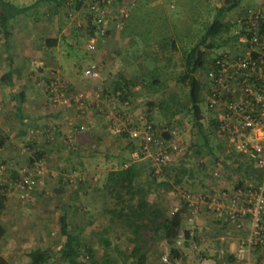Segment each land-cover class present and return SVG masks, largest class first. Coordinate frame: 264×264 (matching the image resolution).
<instances>
[{
    "label": "rangeland",
    "instance_id": "374dc122",
    "mask_svg": "<svg viewBox=\"0 0 264 264\" xmlns=\"http://www.w3.org/2000/svg\"><path fill=\"white\" fill-rule=\"evenodd\" d=\"M34 1L19 0L20 4H31L34 15L29 13L15 21L8 53L0 33V127L5 129L13 143L0 150V183L7 185L5 209L0 215V224L5 228V234L0 241V254L6 257L10 264H28L32 260L36 261L37 250L47 247L56 249L62 244L64 237L59 234L62 214L66 215L72 232H81V235L91 242L95 244L98 242V236L94 233L100 226L98 223L101 217L97 214L101 207L98 210L86 208L84 206L86 197L83 194L98 175L93 171L82 173L76 170V167L71 166L73 160L66 157V151L73 150L76 145L75 133L82 134L95 128L92 138L85 135L90 138L88 141L90 147L79 150L83 158H91L83 161L89 166H85L86 169L91 170L94 166L95 170L101 165L106 172L111 168L122 167L124 163L135 161L137 164L139 162L136 161L137 156H142L136 154L134 158L129 154L130 150L134 149L130 142L133 139L129 135L125 137L115 134L112 127L119 125L124 128L123 132H127V128L132 124L143 125L147 121V102L157 94L147 93L138 85L132 88L127 100L122 102L110 91L103 94L101 92L103 86H108L112 76L121 70L139 75L141 71L148 72L154 64H161L160 67H164V70L160 71L169 77V82L174 75V82L171 81L169 85L174 86L180 103H187L184 89L176 85L175 81L180 71L181 59L198 42L215 18L218 6L221 5L217 0H148L147 3L141 0L136 5L137 9L133 10V15L137 17L132 18V21L130 18L124 31L131 30L130 32L137 33L133 41L121 31L112 28L113 32L110 29V35L106 40L112 37L115 43L108 45L105 41L97 49L90 50L87 48L89 33L85 27L86 23L83 22L85 10L82 6L73 4L70 8L65 3L57 8V13H54L55 11L46 3L40 2L33 6ZM259 4V0H242L228 11L225 21L234 27L236 18L243 11ZM109 14L113 15L112 12ZM80 23L83 24L81 27ZM46 36L57 38L56 46L45 48ZM112 42L111 40L110 43ZM230 43L231 40L226 39L225 35L216 39L213 48L205 49L207 60H212L218 53L227 51ZM134 57L139 59L135 60ZM34 61L38 62L36 67L32 64ZM137 62H143L142 66ZM90 63L98 67L96 77H85L83 74ZM7 72H12V81L9 83L4 78L1 80V76ZM204 72L202 69L199 70L198 78L203 79ZM53 78L63 82L64 91L71 98L77 92L88 93L90 97L82 103L85 108H79L74 103L68 107L53 104L48 92ZM20 92H23V100L22 109L18 111L16 96ZM199 106L202 121L208 127L212 112L207 109L204 98L199 102ZM74 114L86 117L87 121L77 122V116ZM89 118H97L99 123H96V127L89 129ZM154 119L157 121L155 123L157 132L161 131L164 125L170 130H175L173 139L180 145V152L176 156L178 159L184 153L192 131L193 122L190 114L183 110L172 120L168 118L160 120L156 114ZM79 125H83L85 129L82 131L77 129ZM68 129L74 136L67 135ZM216 142L219 141L213 138V146ZM39 150L45 152V177L28 198L22 199L19 197L17 178L20 173L33 166L31 160H34L35 152ZM90 152L98 153L99 156L93 159L95 154L88 156ZM216 153L218 160L206 150L200 157L194 158L195 168L204 178L203 185L195 179L178 191L172 190L165 195L170 207H175L181 194L190 193L198 198L200 212L186 224L185 228L191 229L193 226L195 230L196 227L200 239L204 232L205 234L209 232L213 219L214 212L211 208L207 209L206 204H212L220 209L229 206L238 192L234 190L237 182H242V187L245 188L241 191V197L245 201L249 198L248 194L254 192L262 177L261 170L254 167L248 157H238V160L244 164L248 163L249 169L244 167L237 169V164H223L228 154L223 147L216 150ZM153 168L151 158L147 157L143 166L138 169L139 179L141 182L151 180L152 187L157 188L158 183L150 177ZM11 172H14V175ZM105 172L101 174L104 175ZM159 179L160 177L158 181ZM247 229V224L242 231L229 226L226 232L228 236H233ZM179 243L182 246L184 244L182 239ZM221 245L223 248L226 246L225 242ZM228 245L227 256L230 257L228 260L232 256L234 259L237 249L242 248V245L240 242L237 244L234 238L229 239ZM120 247L124 248L125 245L121 244ZM184 251L190 256L184 264L194 263L191 261L195 258L193 246L186 245ZM207 253L213 255L215 251L209 247ZM163 256L166 257V254L151 258L149 263L167 264L168 260L167 258L163 260ZM242 258L235 261H243L241 263L245 264L246 258ZM213 261L203 260L200 264H212ZM45 264L66 263L53 258Z\"/></svg>",
    "mask_w": 264,
    "mask_h": 264
},
{
    "label": "trees",
    "instance_id": "16d2710c",
    "mask_svg": "<svg viewBox=\"0 0 264 264\" xmlns=\"http://www.w3.org/2000/svg\"><path fill=\"white\" fill-rule=\"evenodd\" d=\"M80 1L35 0L33 6L40 2L46 3L55 11L54 13H57L59 6L65 3L71 7H73V4L79 6ZM139 2L141 0H136L129 8V16L125 19V24L121 30L122 34L131 41L134 40V36L137 33L130 32L131 30L129 32L124 31L130 18V21H132V18L135 19L137 17V15H133V10L137 9L136 5ZM142 2L147 3L148 0H142ZM240 2L241 0H226L222 2L217 8L215 18L207 26L198 42L182 57L180 71L175 81L176 85L178 84L184 89L187 95V103H180L177 93L174 92V86L169 85L171 81L174 82V75H171L173 78L169 82V77L160 71L164 70V67H160L161 64H154L148 72L141 71L139 75H132L121 70L112 76L108 86H103L101 90L103 94L110 91L122 102L127 100L132 88L138 85L147 93L157 94L152 100L147 102L146 123L151 124L153 128H156L155 123H157L154 119L155 114L160 120L163 118L172 120L175 115L186 110L190 114L193 124L185 151L172 163L160 166L159 169L161 170L158 172H156L157 167L153 165L154 168L151 170L150 177L154 182L158 183L159 187L157 188L152 187L151 180L141 182L139 172L133 165L112 168L107 170L104 175H98L89 188L86 187L87 189L83 191L86 197L84 200L86 208L98 210L101 207L99 214H97V216L100 215L99 217H101L99 220L101 224L98 223L100 226L98 225L99 228L94 233L95 236H98V242L96 244L91 242V240L82 236L81 232H72L66 220V215L62 214L59 226V234L64 237L62 244L56 249L47 247L43 250H37V260H32L28 264H44L52 258H57L66 264H151L149 263L151 258L161 257L162 254H166L167 264H184L188 257L185 254L184 247L192 243L195 244V246L192 245L195 258L191 260L194 264H200L204 259H218V253L215 251L213 255H208L207 248L210 247L215 250V246L219 242V234L210 233L212 237L207 241L208 247H205V241L203 243L201 241L204 238L200 239L201 237L191 234V230L185 228L184 224L189 223L187 217L190 214V206L184 194H181L177 204L174 205L175 207L169 206V200L165 195L172 190L174 192L178 191L195 179L203 185L204 178L196 170L194 158L200 157L204 150L215 156L216 160L219 159L218 155H216V150H221L223 145L221 142H216L214 146L212 144L213 138L216 139L213 132L215 121L212 116L207 123L208 127L202 121L199 102L202 98L205 99L204 77L203 79L198 78L197 72L202 69L206 73L209 66L210 60H207L205 49L213 48L214 41L224 35L228 40L233 39L231 32L233 25H229L225 18L228 11L235 8ZM260 2L262 3L261 6L264 7V1L260 0ZM137 7L139 10L140 4ZM31 10V4H20L17 0H0V33L2 34L7 53L10 49L13 24L24 15H29V13L34 15ZM110 10L113 15H117L116 6H110ZM91 32L89 31V33ZM44 42L48 48H53L56 46L57 38L46 36ZM136 58L139 59V57H134L135 60ZM137 63L142 66L143 62ZM90 65L91 63L87 67ZM2 78L7 80L8 83L11 82L12 72L3 74L1 80ZM54 80L53 78L52 82ZM48 92L50 93V91ZM16 98L18 103L17 110L21 111L23 92H20ZM20 122L23 125V122ZM79 126L77 129H79ZM169 129L167 125H164L161 127V130H163L161 133L165 137H174L175 135H172ZM120 135L127 137L128 133L124 131ZM130 142L135 151L137 149L140 152L141 146L137 140L133 139ZM9 145H13V143L5 129L0 127V150ZM44 156L45 152L40 150L35 152V158L31 160V163ZM245 156L243 153L230 152L226 155V160L223 161V164H237V169H240V167L249 169L248 163L244 164L238 160V157L246 158L247 156ZM11 174L14 175V172H11ZM97 174L95 173V175ZM158 177H160L159 181ZM84 183L86 182L84 181ZM238 188H241L240 191L245 190L242 187V182H237L234 190L238 191ZM6 190L7 185L0 183V215L5 209ZM150 195L152 196L150 197ZM236 195L242 196L241 192H237ZM206 208L209 209L208 203ZM214 214L211 222V226L212 224L214 225V227L212 226L213 232H218V229L226 231L231 226L229 222L223 216L216 218ZM4 234L5 228L0 224V241ZM180 239L184 242L183 246L179 243ZM121 244H124L125 247L121 248ZM199 245L200 249L197 248ZM223 257L226 258L227 253ZM256 257V261H261V257L258 254ZM0 264L10 263L0 255Z\"/></svg>",
    "mask_w": 264,
    "mask_h": 264
},
{
    "label": "built area",
    "instance_id": "2783aa9c",
    "mask_svg": "<svg viewBox=\"0 0 264 264\" xmlns=\"http://www.w3.org/2000/svg\"><path fill=\"white\" fill-rule=\"evenodd\" d=\"M217 1L222 3L226 0ZM135 2L81 0L79 6L85 10L83 22L86 23L88 33L92 31L89 33L87 48L97 49L110 35V29L111 32L113 29L121 31L129 16V8ZM261 2L248 7L236 18L230 47L210 60L204 75L205 102L215 121L213 132L216 139L227 153L235 151L245 154L254 167L262 172L259 184L253 193L248 194L247 200L236 195L226 208L208 205L216 218L225 217L236 230H241L247 224L244 250L239 249L236 256L241 259V253L245 251L246 255L258 254L261 261L246 260L245 264H264V7ZM113 5L116 6L117 15L109 14L110 6ZM82 25L80 23V27ZM32 64L36 67L38 62ZM84 75L96 77V64L92 63L85 68ZM89 97L86 92H77L71 98L65 93L63 82L57 79L51 82L50 100L53 104L68 107L74 103L81 106ZM79 129L83 130L84 126H79ZM123 130L119 125L112 127L115 134H121ZM161 131L157 132L156 128L146 122L143 125L132 124L127 128L129 137L137 140L141 146L140 152L137 150L136 154L151 158L157 167L156 172L160 166L172 163L180 152V145L174 141L173 136L165 137ZM174 131L170 130V133L175 135ZM45 174L46 159L40 157L30 169L19 174V197L28 198ZM184 196L190 206L187 221L191 222L199 214L200 201L190 193ZM162 259L166 260V257Z\"/></svg>",
    "mask_w": 264,
    "mask_h": 264
},
{
    "label": "crops",
    "instance_id": "0c3cea01",
    "mask_svg": "<svg viewBox=\"0 0 264 264\" xmlns=\"http://www.w3.org/2000/svg\"><path fill=\"white\" fill-rule=\"evenodd\" d=\"M18 2H19V0H17ZM113 41L112 43H110V41ZM58 42V41H57ZM106 43H108V45H110V44H113V43H115V41L112 39V37H109L107 40H106ZM44 45H45V43H44ZM45 48H48L47 46H45ZM18 104V103H17ZM17 104H16V109H17ZM79 108H82L83 109V107H84V105L83 106H78ZM85 108V107H84ZM21 109H22V105H21ZM75 116H77V118H76V121L77 122H80V121H83L84 123H85V121H87V118L86 117H83V116H81V115H77V114H74ZM91 116H92V114H91ZM96 119V120H95ZM89 121H88V123H90V125H89V129H91V128H93V127H96V123H99V122H97V118H89L88 119ZM95 132V128L93 129V130H91V131H89V132H84V133H82V134H80L79 132L78 133H75V142H76V145H75V147H74V149L73 150H69V151H66V157H69V160H73V164H71V166L73 167H76V170H78V171H80V172H82V173H85V172H89V171H93L94 172V174L95 173H98L97 175H99V174H101L102 172H105V170H103V167H101V165H99V167L98 168H95V170L93 169V167H92V169L90 170L89 168H85V166H87V167H89L87 164H86V162H83L84 160L86 161V160H89V159H91V158H89V157H86V158H83L82 156H81V154H80V151L79 150H81V149H83V148H86V147H88L89 145H90V143H88V141L90 140V138H89V136H91V138H92V134ZM67 133V135L69 136L70 134V137L71 136H74L72 133V131L70 130V129H68V132H66ZM89 135V136H85V135ZM88 137V138H87ZM96 138L97 139H100L99 137H97L96 136ZM94 139V138H93ZM92 139V140H93ZM87 143V144H86ZM92 143V142H91ZM90 147V146H89ZM135 149H133V151H131L130 150V156L132 155L133 157L136 155V153H135V151H134ZM93 155V154H95V152H90V154H88V156H90V155ZM55 155V154H54ZM97 156H99V154L98 153H96L95 154V157L93 158V159H96L97 158ZM135 158V157H134ZM147 157H139V156H137V160L136 161H139V162H137V164H136V162L135 161H132V162H128V163H124V165H123V167H125V166H127V165H133L137 170L139 169V167H141V165L143 166V163H144V161H145V159H146ZM142 161V162H141ZM122 166V165H121ZM112 169V168H111ZM98 177V176H97ZM97 177H94L95 179H97ZM241 188H238V190H240ZM82 193V192H81ZM211 221H212V219H211ZM186 224H188V223H185L184 225H185V227H186ZM197 224V223H196ZM193 225H195V224H193ZM212 226L214 227V225L212 224ZM210 227L209 228V232L208 233H206L205 234V232H204V236L202 237V239L205 241V242H207L209 239H210V237H212V235H210V233H212V234H215V233H218L219 234V236H218V238H219V242H218V244H216V246H215V250L214 251H216L217 253H218V259L217 260H214L213 262H212V264H244V263H241V262H243V261H241V262H238V261H235L236 259H239V258H236L237 256H236V253H235V255H234V259H233V256H232V258L231 259H229L228 260V257L229 256H227L226 258H224L223 256H224V254L225 253H227L228 254V251H229V245H228V243H229V239H236L237 240V244H239V242L241 243V245H242V248H239V249H241V250H244V244L246 243V238H247V230L246 231H244L243 233H239V234H234L233 236H228V234L226 233V231H224V230H219L218 229V232H216V231H214L213 232V227ZM194 228H193V226H192V228L190 229L189 228V230H191L190 231V233L191 234H196L197 235V230H196V227H195V230H193ZM240 231H242V230H240ZM245 233V234H244ZM206 236V237H205ZM244 236H245V238H244ZM227 238V239H226ZM224 239H226V240H224ZM225 242V244H226V246L223 248L222 247V243L223 242ZM208 243V242H207ZM207 243L205 244V247H208L207 246ZM191 245H194L195 246V244L194 243H192ZM228 245V246H227ZM204 247V248H205ZM197 248H199L200 249V245L199 246H197ZM239 249H237V251L239 250ZM207 250H209V248H207ZM231 250H232V248H231ZM234 252V251H233ZM188 252H186L185 251V254H187ZM242 254H243V256H242ZM1 255V254H0ZM1 256H3V255H1ZM4 257V256H3ZM242 257H245L246 258V260H249V262H256V260L255 259H257V257H256V255L255 254H248V255H245V253L244 252H242L241 253V260L243 259ZM7 261H8V259L6 258V257H4ZM188 258H190V256H188ZM230 258V257H229ZM53 259V258H52ZM204 260H209V259H204ZM234 260V261H233ZM231 261H233V262H231ZM45 264V263H44ZM192 264H194V263H192ZM209 264V263H208Z\"/></svg>",
    "mask_w": 264,
    "mask_h": 264
}]
</instances>
